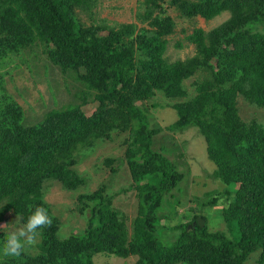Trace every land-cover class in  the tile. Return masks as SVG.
<instances>
[{"label": "trees", "instance_id": "trees-1", "mask_svg": "<svg viewBox=\"0 0 264 264\" xmlns=\"http://www.w3.org/2000/svg\"><path fill=\"white\" fill-rule=\"evenodd\" d=\"M89 1L0 0V61L42 43L47 56L83 85L80 104L52 108L28 124L21 105L4 93L0 73V222L12 213L23 225L37 206L53 220L37 246L18 258L0 255V264H93L98 253L136 256V264H245L256 254L254 264H264V32L257 30L264 23V0H170L185 17L209 20L230 12L215 28H194L185 36L194 55L173 61L164 54L174 21L162 15L161 3L144 0L136 19L146 26H85L75 8ZM195 75L190 94L185 80ZM158 91L175 99L177 117L165 128L151 124L147 107L138 104ZM87 95L97 103L90 114L82 109ZM240 100L259 116L243 118ZM189 127L204 137L212 175L224 185L225 229L200 226L196 204L183 212L193 213L189 221L168 223L191 198L178 197L187 175L170 156L174 141L156 136ZM115 130L128 131V187L137 199L130 226L112 197L96 189L78 197L92 202L83 230L59 237L44 183L76 188L83 179L72 168L74 152ZM216 201L212 196L208 204ZM159 228L176 233L160 237ZM5 236L0 231V245Z\"/></svg>", "mask_w": 264, "mask_h": 264}, {"label": "rangeland", "instance_id": "rangeland-1", "mask_svg": "<svg viewBox=\"0 0 264 264\" xmlns=\"http://www.w3.org/2000/svg\"><path fill=\"white\" fill-rule=\"evenodd\" d=\"M156 1L165 9L162 15H169L174 21V31L166 36L168 44L164 57L168 61L185 59L194 55V45L185 39V36L194 28L201 27L208 31L230 16L229 11H223L209 20L199 15L185 17L170 4V0ZM145 8L144 0H90L89 6L76 7L75 13L85 26L93 22L94 26L136 23L141 27L146 24L139 22L136 14L143 12ZM106 30L102 29L99 34H105ZM257 30L264 32V23H259ZM178 41L182 46L176 45ZM0 73L4 93L21 105L24 120L28 124L38 122L52 108L80 104L82 101L80 91L83 85L75 79V74L71 71H62L47 56L46 47L42 43H36L19 54H12L0 61ZM196 78L195 75L185 80V86L190 94L194 92L192 82ZM85 100L86 103H83L82 109L86 114H90L97 103L91 101L89 95ZM173 102L175 99L167 98L158 91L154 97L138 104L147 107L151 124H158L165 128L177 117L176 110L172 106ZM238 108L240 115L245 119L259 116L258 110L245 101L240 100ZM110 135V138L95 140L91 145L80 147L74 152L76 163L72 168L83 179L76 188L67 189L55 180L44 183L43 198L59 220V237L83 230L92 202L86 198H83L82 202L78 197L96 189H100L103 196L112 197V206L126 215L128 226H130L136 214L137 199L135 190L128 187L131 176L124 155L128 131L115 130ZM156 138L161 142L167 139L174 141L175 147L170 156L176 157L174 159L176 164L187 175L180 184L182 190H178V197L184 199L190 197L192 201L186 202L185 206H179L177 214H173V218L168 223L170 225L185 223L191 219L193 213H196L198 217L203 216L201 218L210 230L225 229L226 225L221 217V209L227 204V197L222 193L224 185L212 175L214 163L207 156L205 140L198 129L189 127L181 132L165 129ZM107 159H111V162ZM212 196L217 197V201L208 204ZM194 204L197 205V209L193 213L184 215L183 212L192 208ZM20 226L22 224L19 218L12 213H7L4 221L0 222V231L7 234ZM157 233L160 237L163 234L169 239L176 232L159 228ZM256 256V254L252 255L245 264H254ZM93 264H136V256L122 258L98 253L93 256Z\"/></svg>", "mask_w": 264, "mask_h": 264}, {"label": "clouds", "instance_id": "clouds-1", "mask_svg": "<svg viewBox=\"0 0 264 264\" xmlns=\"http://www.w3.org/2000/svg\"><path fill=\"white\" fill-rule=\"evenodd\" d=\"M52 223L48 209L37 206L28 216L26 223L6 234L3 244L0 245V255L9 258L20 257L27 248L38 245L41 230L51 227Z\"/></svg>", "mask_w": 264, "mask_h": 264}, {"label": "water", "instance_id": "water-1", "mask_svg": "<svg viewBox=\"0 0 264 264\" xmlns=\"http://www.w3.org/2000/svg\"><path fill=\"white\" fill-rule=\"evenodd\" d=\"M197 222L200 224V226H203L204 225V221L202 220L201 217H197Z\"/></svg>", "mask_w": 264, "mask_h": 264}]
</instances>
